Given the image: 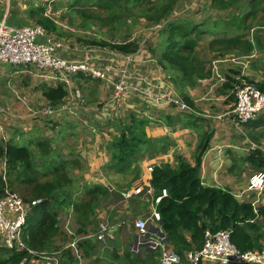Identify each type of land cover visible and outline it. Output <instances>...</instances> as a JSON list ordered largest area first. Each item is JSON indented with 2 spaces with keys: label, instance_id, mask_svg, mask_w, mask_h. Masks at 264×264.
<instances>
[{
  "label": "crops",
  "instance_id": "crops-1",
  "mask_svg": "<svg viewBox=\"0 0 264 264\" xmlns=\"http://www.w3.org/2000/svg\"><path fill=\"white\" fill-rule=\"evenodd\" d=\"M25 1L27 0H0V21L4 19L9 25L18 29L35 25V20L31 18L32 8L45 4L43 16L51 17L56 27L60 29L57 33L44 31L45 38L53 44L54 56L66 63L85 65L101 73V77L93 78L87 72L56 73L49 70L37 71L34 67L26 65L0 64V104L2 105L0 106V146L5 149L11 142L23 146L29 143L31 150L37 152L33 140L36 139V143L42 139L48 140L51 150L49 158L68 170L67 178L70 181L67 180L69 185L64 188L67 198L60 197L61 201H65V205L69 202L74 204L83 201L84 212L89 213V221L84 222L88 233V237L83 238L87 240L86 242L79 246V242H82L80 238H73L64 243L56 242L55 245L60 246L58 251L36 252L34 257L29 258V264H43L46 256L40 255L45 254L52 257L57 264H142L143 262L147 264V256L142 252L143 249L147 250L146 247L134 245L137 239L134 222L142 219L147 222L149 228L156 229L157 224L150 221L153 211L156 210L155 205L152 198L145 194L127 199L123 198L122 194L138 185L149 183L150 173L147 169L144 170V167L154 168L162 164L174 167L178 157L182 162L193 165L195 157L204 144L207 145V149L201 156L199 169L201 183L204 186L228 189L239 202L250 203L254 212L260 206H264V188L261 191L248 189L251 176L257 173L264 174V160L260 152V149L264 148V113H257L252 123L240 127H237L228 115L234 102L230 98L231 93L224 90L223 83H213V66L220 77L224 79L226 76L231 77L241 70L238 65L230 63L229 59L239 55L217 56L216 50L219 46L217 44L212 45V50H209L212 41L226 39L225 36L232 37L231 35L235 33L232 28H226L223 24L215 22L222 12L213 9L210 0H199L196 5L188 2L186 6H182L180 0L172 13V20L190 16L194 18L200 13L203 17L200 23L192 19L193 23L199 26L195 32H201L202 35L208 31L212 37L207 42L201 39L193 49V53L198 55L205 67L212 72L211 81L198 80L195 86L186 89L194 112L188 109L182 110L178 104L167 103L168 100L182 103L183 98L171 82L175 77V71L168 67L166 72L153 55V51L157 52L159 40L149 47L145 43H138L137 52L126 61L127 55L109 46L88 43L89 40L109 42L106 38L92 34L93 27L90 32L87 27L80 29L79 25L82 21L77 17L73 25L68 23L66 6L69 5L70 0H33L26 5ZM176 11L179 13L174 14ZM210 19L212 21L208 24ZM207 25L210 27L205 29L204 26ZM140 26L139 31L146 28L142 24ZM220 27L223 29H219ZM75 28L91 37L78 39L80 43L67 40L66 34L73 36ZM150 29L157 31L158 39V31L161 29ZM136 31L135 29L134 33ZM263 31L264 27L254 36H247L252 47L250 55L258 58L250 64L251 67L259 70L256 71L259 76L249 72L248 79L252 83H264ZM225 33L230 34L228 36ZM133 34L125 41L111 42V44L138 40ZM32 72L36 73L37 77H34ZM28 78H30L29 86L17 91L21 96L16 95L14 92L16 86H22ZM37 80L39 82L35 84V90H40L41 93H36L40 95L34 98L30 92L27 93V89ZM204 80L208 79H202ZM117 84L125 87L122 95L115 94L114 86ZM199 88L203 90V96H199L197 91ZM49 90L53 91V95L61 91L63 97L56 104H52L46 96ZM76 92H79V96ZM33 102L36 104L30 105ZM12 103H20L24 107L19 109V115H13V111L20 104L14 108ZM48 108L50 111H46ZM141 123L143 127L139 129L145 133L148 144L146 148H142L143 157L139 163L138 179L133 182V174L115 171L116 161L113 159L112 147L121 134L127 135L128 129H134ZM87 142H90L88 146ZM100 143L101 148L95 147L99 160H92L94 145ZM250 143L257 145L259 150L250 151ZM58 158L60 162L56 160ZM260 158L262 165L258 167ZM3 163L4 158L0 159V173ZM53 169L54 166L48 165L43 159V164L37 170L40 172L36 174L37 184L54 180L56 175ZM39 176L42 178L51 176V178L43 181L39 180ZM129 181L131 187L126 188ZM95 185L109 188L108 192L121 190L120 198H115L116 195L110 193L105 195L107 197L97 192L90 193L92 186ZM57 195L64 196L61 192ZM67 214H72L71 217L75 220L72 208L63 206L58 217V226L72 236L70 229L69 231L63 229L60 223ZM108 215L113 216L115 220L113 223L108 220ZM102 226L108 228V233L103 234L104 240H98L96 237ZM185 237L188 239V235L185 234ZM139 238L143 240L142 237ZM1 248H4V238L0 232ZM159 256L154 258L155 264H160ZM202 264L220 263L203 261Z\"/></svg>",
  "mask_w": 264,
  "mask_h": 264
},
{
  "label": "trees",
  "instance_id": "trees-1",
  "mask_svg": "<svg viewBox=\"0 0 264 264\" xmlns=\"http://www.w3.org/2000/svg\"><path fill=\"white\" fill-rule=\"evenodd\" d=\"M179 1L70 0L66 9L70 25L74 24L75 17L82 21V28H90L91 24L94 26L100 23L105 29L109 28L112 32L117 33V31H120L123 33V36H119L123 39H128L134 33L135 26L138 24H142L147 28H156L161 22L165 21L164 27L158 31L160 43L158 42L157 52L153 51V55L166 72H168V67L175 71V77L172 78L171 82L181 94L182 101L187 109L194 112L192 101L186 89L195 86L198 80L209 79L212 72L205 67L198 55L196 56L193 53V49L201 40V32H195L199 26L191 20L182 18L172 20V13ZM210 1L213 9L220 12L233 9L234 14L237 13V15L227 16L226 20L219 18L215 21L223 24L226 28H232L235 33L231 35L232 37L225 36L226 39L212 41L209 50H212V45L217 44L219 45L216 50L217 56L225 57V54L251 56L252 47L246 35L251 24H245V21L255 20L258 17V12L262 9L264 11V0ZM142 3L148 5L146 13L137 18L135 23H128L118 11L119 9L121 11L122 9L129 10L130 7ZM44 5L34 7L35 9L32 8L31 18L35 20L36 25L45 31L57 33L60 29L56 27L53 19L43 16ZM61 17L65 19L64 16ZM105 35L109 37L110 41L118 38L111 37L107 32ZM88 43L109 46L121 53H133L138 49L139 40L115 45L103 40H89ZM250 67L244 70L245 80L253 84L261 93H264V83H252L248 79L250 71L254 76H259V73L256 72L259 70L253 67L250 69ZM236 75H239V72L231 75V77L226 76V81L223 82L224 90L231 93L230 98L233 99L234 106L237 100L232 91L234 86L239 84V80L235 78ZM52 93L51 90L46 93L47 99L50 103L56 104L63 97V93L61 91L56 92V95ZM142 127L143 124L141 123L140 126L134 129H128V134H121L112 147L113 159L116 161L114 164L115 171L117 173L124 174L128 172V174H133V182L138 179L139 163L143 157L142 148H146L148 144L145 133L142 129H139ZM136 129L139 130L135 131ZM32 143L37 148V152L27 146L29 143L23 146L17 142H11L6 145L5 149L0 146V159L4 158L5 162V173L0 174V197L3 195L5 187L2 177L5 176L7 186H10L13 190L11 191H15L24 202L42 199L41 205L36 212L28 216L23 226L21 240L29 251H58L60 246H56V242L64 243L73 240V238L82 239V242L78 244L79 246L87 241L83 239L88 237L84 222L89 221V213L84 212L83 201L74 202V204L69 202L67 205L64 204L65 201H61L60 197L66 196L67 198L64 188L69 185L70 180L67 178V169L49 158L51 151L49 141L42 139L36 143V139H34ZM206 149V144L201 146L193 165L182 162L178 157L174 167L169 164H162L154 167L149 174V185L154 191V196H159L163 189L167 192V196L160 200L155 209L160 214L159 226L165 238H167L166 243L181 258L182 264H188L185 258L187 252L201 249L205 230L211 232L229 231L231 243L241 252L248 250L260 251L264 248V206H260L257 212H254L250 203L239 202L228 189L222 190L216 187L204 186L201 183L199 169L201 156ZM38 153L48 165L54 166L53 173H59L56 176L54 175V180L37 184L36 174L39 165L35 163L34 159L38 157ZM251 157L254 158L253 155ZM258 165V167L262 165L261 158ZM138 184H140V181ZM129 187H131V181L127 183L126 188ZM108 190L109 188L95 185L92 186L90 193L97 192L101 196L110 193L116 195L115 198H120L121 190L119 192H108ZM59 192L64 196L57 195ZM142 194H144V191L140 195ZM59 199L60 201H58ZM63 206H70L78 223L80 222L72 236L66 234L58 226V217ZM257 219H259L258 222ZM185 234L188 235V239ZM142 252L147 256V264H155L156 260L154 258L159 256L157 251L150 252L143 249ZM25 257L30 258L26 250L16 252L6 248L0 249V264H19ZM142 264H146V262Z\"/></svg>",
  "mask_w": 264,
  "mask_h": 264
},
{
  "label": "built area",
  "instance_id": "built-area-1",
  "mask_svg": "<svg viewBox=\"0 0 264 264\" xmlns=\"http://www.w3.org/2000/svg\"><path fill=\"white\" fill-rule=\"evenodd\" d=\"M44 29L38 25H32L24 28H14L4 19L0 21V64L10 66H32L40 71H51L56 73H74L87 72L93 78L101 77L97 70H90L85 65H73L54 56V47L52 42L45 38ZM244 56L237 62L229 59L230 63L240 67L239 75L235 78L239 84L234 86L232 93L235 94L236 104L228 112L232 121L240 127L255 120L257 113H264V93H261L253 84L248 83L244 78V70L249 67V58ZM238 59V58H237ZM213 83L219 84L226 80L218 75L213 66ZM212 78L200 82L211 81ZM116 96L122 95L125 87L121 84L114 86ZM78 96V92H77ZM167 103L178 104L182 110L187 109L185 104L177 101H167ZM32 115V114H31ZM264 158V157H263ZM152 167H147V172L152 171ZM5 181V179H3ZM264 174L257 173L249 179V190H263ZM144 191V194L152 198L156 206L163 197L167 196L165 189L159 196H154L152 187L148 184L130 189L122 194L123 198L138 196ZM42 203L41 199L25 203L19 195L11 192L7 187L4 188L3 196L0 198V232L4 238V247L10 250H27L21 240L22 228L25 224L28 212ZM255 212H257L255 210ZM151 223L157 224L156 229L149 230L147 222L138 219L134 222V228L137 238L142 244H147L149 251L157 250L159 252L160 264H182L181 258L175 251L166 247L165 236L161 235L162 230L159 226L160 214L154 210L151 215ZM108 233V228L102 226L98 240H104L103 234ZM230 232L221 230L211 232L205 230L203 234V245L200 250H193L185 254L188 264H200L201 261L220 264H264V248L260 251H239L230 241ZM139 237H142L140 239ZM139 243V244H141ZM19 264H28L23 259ZM43 264H57L51 258L45 257Z\"/></svg>",
  "mask_w": 264,
  "mask_h": 264
},
{
  "label": "rangeland",
  "instance_id": "rangeland-1",
  "mask_svg": "<svg viewBox=\"0 0 264 264\" xmlns=\"http://www.w3.org/2000/svg\"><path fill=\"white\" fill-rule=\"evenodd\" d=\"M30 1H33V0H27V1H25V5L26 4H28ZM182 1V6H186L187 4H188V2H191V4L192 5H196V3H197V1H199V0H181ZM200 1H203V0H200ZM148 7V5H147V3H142L141 5H138V6H134V7H130L129 8V10H124V9H122V11H121V9H119L118 11L121 13V15L123 16V18L125 19V20H127V22L129 23V22H133V23H135V21H136V19L137 18H139V17H141V16H143V14H145L146 13V8ZM181 7V6H180ZM259 9H262V8H259ZM179 10H180V8H179ZM197 10V9H196ZM263 9L262 10H260L259 12H258V17L255 19V20H253V19H251V20H249V21H245V24H251L250 25V29H249V31H247V33H246V35L247 36H250V35H252V36H254L255 34H256V32L259 30V29H261V28H263L264 27V25L262 24V23H260L261 21H264V14H263ZM179 13V11H176L174 14H178ZM230 15H234V16H236L237 15V13H235L234 14V10L232 9V10H227V11H225V12H222L221 13V16H220V18H222V19H225L227 16H230ZM216 16H213V18H215ZM183 19H186V20H191L192 21V19H193V21L195 20L197 23H200L201 22V20L203 19V17L201 16V14L199 13L196 17H194L193 18V16H190V17H186V18H183ZM207 20V19H206ZM141 22L143 21V20H140ZM211 19L209 20V23L208 24H210L211 23ZM77 23H79V22H77ZM196 23V24H197ZM164 24H165V21H163V22H161L156 28V30H160V29H162L163 27H164ZM91 27H93V30H92V34H94V35H96V36H101V38H106L109 42H122V41H125L127 38H120L119 36H123V33H121L120 31H117V33L116 32H112V31H110V29L109 28H106L105 29V27L104 26H102L100 23H97V25H90ZM91 27L90 28H87V30H88V32H90L91 31ZM141 26L138 24V25H136L135 26V29L137 30L134 34H133V36L135 37V38H138V40H139V43L140 44H144L145 43V45L147 46V47H149L150 46V44L151 45H155L156 44V42L158 41V39H157V36H156V34H157V31H152L150 28H145V29H142L141 31H139L138 29L140 28ZM205 27V29H207V28H209L210 27V25H207V26H204ZM79 28L80 29H84V28H82L81 27V24L79 25ZM219 29H223V27H220ZM75 30V32L74 33H72L73 34V36H69L68 34H66V39L67 40H69V39H71V41H76L77 43H80L79 41H78V39H87L88 37H91V36H89V35H87L86 34V32L85 33H82V31L81 30H78V29H74ZM66 31V30H65ZM67 32H69V31H67ZM109 33L110 34V36L111 37H118V38H116L115 40H112V41H110V39H109V37L108 36H106L105 35V33ZM195 33V32H194ZM263 33H264V31H263ZM140 34H143V35H140ZM229 34L230 33H225V35H228L229 36ZM258 34V33H257ZM150 35V36H149ZM56 36V35H55ZM58 37V36H57ZM201 39H203V42H207V41H209V40H211L212 39V37H211V35H209V32L208 31H205L202 35H201ZM60 38H62L63 39V37H60ZM93 38V37H92ZM145 40H146V42H145ZM200 43V42H199ZM204 44V43H203ZM137 51H135V52H133V53H123V54H125V55H127L126 56V61H129L128 60V58L131 56V55H133V54H135ZM238 58V59H237ZM240 58H242V56H237V57H234V58H230V59H234V62H237ZM257 56H256V58H254L253 56H251L250 58H249V66H250V64L252 63V62H255V61H257ZM233 64V63H232ZM236 65V64H235ZM35 69V68H34ZM35 70H37V69H35ZM91 70V69H90ZM37 71H40V70H37ZM33 73V76L34 77H37L36 76V73H34V72H32ZM90 74V73H89ZM244 74H245V72H244ZM90 76H91V74H90ZM24 77V76H23ZM92 77V76H91ZM19 81V80H18ZM29 81H30V78H28L25 82H23L22 83V86H20V85H18V86H16V90L14 91L15 92V94L16 95H19V96H21V93H17V91H22V88H26V87H28L29 86ZM38 80L37 81H35L33 84H32V86L31 87H29L28 89H27V93L28 92H30V94L31 95H33V97L34 98H36V96H39L40 94H38V95H36V93H38V92H40V90H35V88H36V86H35V84H38ZM9 85L10 86H12V84H10L9 83ZM13 88L15 89V87L13 86ZM35 90V91H34ZM198 94H199V96H203V90L201 89V88H199L198 90ZM41 93V92H40ZM76 95H77V92H76ZM195 95H197V93L195 94ZM78 96H79V92H78ZM22 98V97H21ZM13 104V107L14 108H16V107H18L19 106V104L18 103H12ZM34 104H36L35 102H33V103H30V105H34ZM182 104H184L183 102H182ZM7 105H8V102H7ZM0 106H2L1 104H0ZM14 108H12V109H14ZM19 109H24V107L20 104V106L15 110V111H13V115H19ZM33 110V109H32ZM46 111H50V109L48 108ZM25 116H26V114H25ZM41 131H43V130H41ZM87 144V146L90 144V142H87L86 143ZM28 147H29V145H27ZM96 146H99V148H101L102 147V144L100 143L99 145H94V148H93V156H92V160H99V155L97 154V151L95 150V147ZM249 149H250V151H255L256 149H258V147H257V145H254L253 143H250V145H249ZM259 150V149H258ZM260 152H261V155H262V157H264V148H261L260 149ZM60 155H62V154H60ZM175 155V154H174ZM37 156L38 157H35V159H34V161H35V163L36 164H38L39 166H41L42 164H43V158H41L40 156H39V153L37 154ZM91 158V157H90ZM89 158V159H90ZM94 158V159H93ZM98 158V159H97ZM56 160H58V162H60V160H59V158L58 159H56ZM92 160H88L89 162H91ZM74 166L75 165H73V168H74ZM149 167V166H148ZM73 168H72V170H73ZM153 168V167H152ZM147 169V167H144V170H146ZM47 170V169H46ZM71 170V171H72ZM68 171V170H67ZM40 171H38V173H39ZM68 173V172H67ZM55 175H58L59 173H54ZM68 177V176H67ZM98 177H100V174H98ZM36 178H37V176H36ZM51 178V176H45V177H40L39 176V180H48V179H50ZM101 180V179H100ZM38 181V180H37ZM102 181L103 182H105V180L104 179H102ZM105 184H106V182H105ZM122 186V185H121ZM8 188L10 189V190H12L11 189V187L10 186H8ZM13 191V190H12ZM15 192V191H14ZM32 213H34V212H36V210H32L31 211ZM71 215L72 214H70V215H64V216H66L63 220H60V223H62V226H63V229H66V230H68L69 231V229H70V234H73L74 235V231L78 228V226H79V223H78V221H77V219H76V217H75V220H74V217H71ZM108 220L111 222V223H113L115 220L113 219V216L112 215H108ZM71 222V223H70ZM109 225H110V223H109ZM109 225H107L108 227H110ZM66 226V227H65ZM165 246L166 247H168V244L166 243L165 244Z\"/></svg>",
  "mask_w": 264,
  "mask_h": 264
},
{
  "label": "clouds",
  "instance_id": "clouds-1",
  "mask_svg": "<svg viewBox=\"0 0 264 264\" xmlns=\"http://www.w3.org/2000/svg\"><path fill=\"white\" fill-rule=\"evenodd\" d=\"M4 173H5V162L3 163L2 167H1V173H0V174H4ZM2 179H5V180H6L5 176H3ZM3 181H4V180H3ZM4 182H5V187L8 188V186H7V184H6V181H4ZM5 187H4V188H5ZM8 189H9V188H8ZM9 190H10V189H9ZM10 191H11V190H10ZM11 192H12V191H11ZM14 193H15V192H14ZM16 194H17V193H16ZM17 195H18V194H17ZM2 196H3V195H2ZM2 196H1V197H2ZM1 197H0V198H1ZM20 198H21V197H20ZM21 199H22V198H21ZM39 199H41V198H39ZM22 200H23V199H22ZM34 200H38V199H34ZM41 200H42V199H41ZM32 201H33V200H32ZM30 202H31V201H30ZM30 202H25V203L28 204V203H30ZM40 205H41V204H39V206H40ZM39 206L33 208L32 210H37V208H38ZM32 210H30V211L28 212V216L31 215V214H33V213L31 212ZM28 216H27V218H28ZM27 218H26V219H27ZM23 226H24V225H23ZM22 230H23V228H22ZM4 248H5V247H4ZM8 250H10V249H8ZM15 251H16V250H15ZM22 251H23V250H22ZM26 251H27V250H26ZM16 252H20V251H16ZM27 253L29 254L30 257H34L35 254H36V252H31V251H30V252L27 251ZM40 256H41V257H42V256H46V257H48V258L53 259L52 257L47 256L46 254H45V255H40ZM23 259H26V261H27V263H28L29 258L25 257V258H23ZM23 259H22V260H23ZM22 260H21V261H22ZM53 260H54V259H53ZM21 261H20V262H21ZM20 262H19V263H20ZM28 264H29V263H28Z\"/></svg>",
  "mask_w": 264,
  "mask_h": 264
},
{
  "label": "water",
  "instance_id": "water-1",
  "mask_svg": "<svg viewBox=\"0 0 264 264\" xmlns=\"http://www.w3.org/2000/svg\"><path fill=\"white\" fill-rule=\"evenodd\" d=\"M149 230H151L152 228H148ZM161 235H164L163 233H161ZM165 240L167 241V238H165ZM139 243H141V242H139V240H138V238L135 240V243H134V245L135 246H137V244H139ZM139 245H142L143 247H147V244H139ZM149 251H151V250H149Z\"/></svg>",
  "mask_w": 264,
  "mask_h": 264
}]
</instances>
